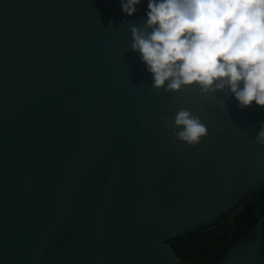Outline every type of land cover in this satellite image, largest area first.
I'll return each mask as SVG.
<instances>
[{
    "label": "water",
    "instance_id": "95a60500",
    "mask_svg": "<svg viewBox=\"0 0 264 264\" xmlns=\"http://www.w3.org/2000/svg\"><path fill=\"white\" fill-rule=\"evenodd\" d=\"M146 6L0 0V264H183L167 240L264 182V106L153 88L131 48ZM181 109L207 128L195 146ZM263 221L216 264H264Z\"/></svg>",
    "mask_w": 264,
    "mask_h": 264
},
{
    "label": "clouds",
    "instance_id": "9594fccd",
    "mask_svg": "<svg viewBox=\"0 0 264 264\" xmlns=\"http://www.w3.org/2000/svg\"><path fill=\"white\" fill-rule=\"evenodd\" d=\"M141 2L119 0L128 16ZM145 17L143 29L130 28L131 48L153 88L227 87L240 109L253 101L264 106V0H147ZM174 124L181 126L177 139L187 144L195 146L207 135L205 124L187 109L176 113ZM255 139L264 145V121Z\"/></svg>",
    "mask_w": 264,
    "mask_h": 264
},
{
    "label": "trees",
    "instance_id": "16d2710c",
    "mask_svg": "<svg viewBox=\"0 0 264 264\" xmlns=\"http://www.w3.org/2000/svg\"><path fill=\"white\" fill-rule=\"evenodd\" d=\"M262 216L264 182L211 223L168 239L167 244L183 264H216L237 240L254 231ZM261 233L264 236V221Z\"/></svg>",
    "mask_w": 264,
    "mask_h": 264
},
{
    "label": "flooded vegetation",
    "instance_id": "af4514ba",
    "mask_svg": "<svg viewBox=\"0 0 264 264\" xmlns=\"http://www.w3.org/2000/svg\"><path fill=\"white\" fill-rule=\"evenodd\" d=\"M248 194H249V191L243 196H247ZM246 239H247V241H253L254 240V231H252L251 234L246 235ZM262 257L264 259V250L262 251Z\"/></svg>",
    "mask_w": 264,
    "mask_h": 264
}]
</instances>
